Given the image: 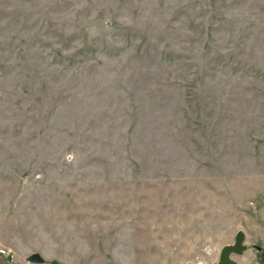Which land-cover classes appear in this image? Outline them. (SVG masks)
<instances>
[{"label": "rangeland", "instance_id": "rangeland-1", "mask_svg": "<svg viewBox=\"0 0 264 264\" xmlns=\"http://www.w3.org/2000/svg\"><path fill=\"white\" fill-rule=\"evenodd\" d=\"M240 232L264 264V0H0V264H219Z\"/></svg>", "mask_w": 264, "mask_h": 264}, {"label": "water", "instance_id": "water-1", "mask_svg": "<svg viewBox=\"0 0 264 264\" xmlns=\"http://www.w3.org/2000/svg\"><path fill=\"white\" fill-rule=\"evenodd\" d=\"M244 234L242 232L238 233L236 236L235 244L226 246L221 253L219 264H236L234 260L231 259L232 255L240 256L246 250L244 246ZM259 249V248H258ZM29 262L42 264L44 259L39 254H33L28 258Z\"/></svg>", "mask_w": 264, "mask_h": 264}, {"label": "crops", "instance_id": "crops-1", "mask_svg": "<svg viewBox=\"0 0 264 264\" xmlns=\"http://www.w3.org/2000/svg\"><path fill=\"white\" fill-rule=\"evenodd\" d=\"M43 264V263H42Z\"/></svg>", "mask_w": 264, "mask_h": 264}]
</instances>
